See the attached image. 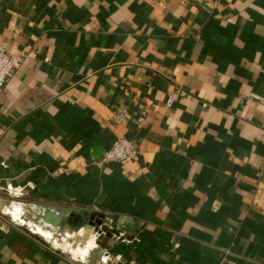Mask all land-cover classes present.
<instances>
[{
  "label": "crops",
  "instance_id": "0c3cea01",
  "mask_svg": "<svg viewBox=\"0 0 264 264\" xmlns=\"http://www.w3.org/2000/svg\"><path fill=\"white\" fill-rule=\"evenodd\" d=\"M0 46V264H264V0H0Z\"/></svg>",
  "mask_w": 264,
  "mask_h": 264
},
{
  "label": "built area",
  "instance_id": "2783aa9c",
  "mask_svg": "<svg viewBox=\"0 0 264 264\" xmlns=\"http://www.w3.org/2000/svg\"><path fill=\"white\" fill-rule=\"evenodd\" d=\"M16 66V56L8 53L0 46V88L6 83ZM174 99L175 94H169L166 100L167 105H170ZM126 117V109L121 108L114 113L112 120L115 123H119ZM136 152L137 150L133 142L125 138H116L101 154L98 163L102 165L110 162L125 163L132 160Z\"/></svg>",
  "mask_w": 264,
  "mask_h": 264
},
{
  "label": "water",
  "instance_id": "95a60500",
  "mask_svg": "<svg viewBox=\"0 0 264 264\" xmlns=\"http://www.w3.org/2000/svg\"><path fill=\"white\" fill-rule=\"evenodd\" d=\"M37 216V222L43 227L54 228L62 224V218L54 213L50 208L39 207L34 211Z\"/></svg>",
  "mask_w": 264,
  "mask_h": 264
},
{
  "label": "bare ground",
  "instance_id": "6f19581e",
  "mask_svg": "<svg viewBox=\"0 0 264 264\" xmlns=\"http://www.w3.org/2000/svg\"><path fill=\"white\" fill-rule=\"evenodd\" d=\"M38 231V228L36 229ZM41 230V229H40ZM43 231V230H42ZM39 232V231H38ZM44 232V231H43ZM47 233V232H46Z\"/></svg>",
  "mask_w": 264,
  "mask_h": 264
}]
</instances>
